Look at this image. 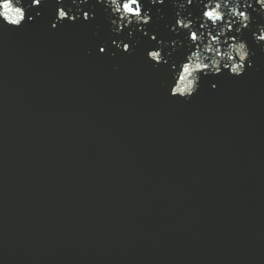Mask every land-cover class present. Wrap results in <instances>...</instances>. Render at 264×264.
<instances>
[{"label": "water", "instance_id": "1", "mask_svg": "<svg viewBox=\"0 0 264 264\" xmlns=\"http://www.w3.org/2000/svg\"><path fill=\"white\" fill-rule=\"evenodd\" d=\"M203 2L140 0L150 23L118 35L96 0L0 22V264H264V20L220 38L252 66L185 102L169 91L193 46L170 28L179 11L203 31ZM57 8L81 18L53 29Z\"/></svg>", "mask_w": 264, "mask_h": 264}, {"label": "clouds", "instance_id": "2", "mask_svg": "<svg viewBox=\"0 0 264 264\" xmlns=\"http://www.w3.org/2000/svg\"><path fill=\"white\" fill-rule=\"evenodd\" d=\"M42 2L43 0H31V7H38ZM61 2L62 0H56L57 4ZM71 2L77 5V11H79L78 0H71ZM163 2L164 0H149L150 5H160ZM79 3H87V0H79ZM96 3H103L108 14L115 17L110 20V24L114 26V35H118L123 28H128L133 24L138 26L137 31H142L143 26L150 23L151 17L143 9L140 0H96ZM191 3L192 0H183V2L172 0L173 7L180 11ZM248 9H252V12L264 20V0H251V2L249 0H243V2L241 0H204L202 14L199 18L200 28L203 31L199 34L197 30H194V22L187 17H182L179 11L177 12L175 27L170 28V31L174 33L177 29L187 31V41L193 46V50L185 57V62L179 65V71L173 68L174 84L169 91L170 97L187 102L198 91L201 75L215 76L221 74L222 71H227L231 76L240 77L245 71L246 64L248 67L252 66L249 61L250 52L245 42L233 38L220 39L225 37L226 33L231 32L236 24L239 25L236 28L237 33L248 28V25L253 22ZM68 12H71V9ZM79 18L81 17H74L63 9L57 8L56 19L51 27L55 29L58 23L65 20L73 23ZM82 18L87 22L92 17L84 13ZM0 22L9 28H20L26 22L31 23L32 17L26 15L21 0H0ZM256 31L259 34L253 33V41L257 45L264 44V26L257 25ZM213 32L215 35L211 34ZM150 39L155 40V37H150ZM159 43L157 42L158 45ZM113 45L124 53L130 51L126 44L121 46L120 43L113 42ZM261 51H264V48ZM99 52L102 54L104 49H99ZM147 58L154 65L167 63L160 50L148 52ZM212 87L214 90V86Z\"/></svg>", "mask_w": 264, "mask_h": 264}]
</instances>
